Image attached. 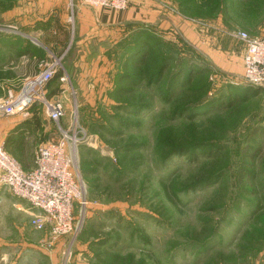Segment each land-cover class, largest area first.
Masks as SVG:
<instances>
[{"label":"rangeland","instance_id":"374dc122","mask_svg":"<svg viewBox=\"0 0 264 264\" xmlns=\"http://www.w3.org/2000/svg\"><path fill=\"white\" fill-rule=\"evenodd\" d=\"M77 1L81 3L70 5L66 43L51 46L64 38L48 32L34 36L42 44L30 49L42 61L40 72L53 61L61 63L60 72L68 67L61 125L73 122L72 134L84 140L74 170L83 180L87 205L75 204L74 231L55 241L50 225L37 230L31 211L0 199V264H264V90L229 109L231 95L241 98V93L256 88L244 74L224 72L218 59L222 53L234 69L241 52L244 68L245 45L235 33L264 39V0H133L151 13L141 21L142 40L147 35L155 40L148 43L153 42L146 69L123 68L142 76L137 91L123 96L118 85L133 84L117 78L128 61L124 53L133 46L129 43L134 33L109 46L103 60L97 62L93 52L91 67L75 68L80 55L74 44ZM26 6L31 20L40 14L37 0H0V35L34 32L13 16ZM166 60L169 72L180 65H198L207 68V78H198L189 89L179 85L168 102L167 79L149 86L147 78L149 67L156 70ZM4 74L3 98L20 92L27 82L7 85ZM135 102L147 108L139 115L119 110ZM197 103L205 104V111L172 119L177 107ZM41 107L32 108L39 112ZM121 119L137 127H122ZM54 130L48 137L38 135V142L33 135H23L21 141L14 139L15 147L33 160L40 143L61 139L55 123ZM251 142L260 149L255 174L239 182L242 168L251 161L246 156ZM198 143L215 149L168 157L175 147Z\"/></svg>","mask_w":264,"mask_h":264},{"label":"built area","instance_id":"2783aa9c","mask_svg":"<svg viewBox=\"0 0 264 264\" xmlns=\"http://www.w3.org/2000/svg\"><path fill=\"white\" fill-rule=\"evenodd\" d=\"M84 6L97 9L123 11L129 0H80ZM245 45L244 79L252 86L264 89V39L251 37L246 32L235 33ZM59 61L47 65L44 71L28 78L20 92L9 97L0 96V120L18 113L29 115L35 104H42L51 121L57 124L60 140L46 142L37 147L35 166L27 172L0 141V184L7 186L12 193L27 201L37 212L33 225L43 230L50 225L52 238L71 234L74 231L75 204L81 208L87 205L84 183L75 173L79 146L83 138L72 134L73 122L63 127L66 117L65 106L60 100L47 98L48 86L61 69ZM61 82L68 83L63 75ZM77 174V175H76Z\"/></svg>","mask_w":264,"mask_h":264},{"label":"crops","instance_id":"0c3cea01","mask_svg":"<svg viewBox=\"0 0 264 264\" xmlns=\"http://www.w3.org/2000/svg\"><path fill=\"white\" fill-rule=\"evenodd\" d=\"M74 1L75 0H37V9L40 14H35L33 20H31V12H29L28 6L23 7L21 11L13 14L23 28H32L34 32L24 33V35L21 36L0 35V39H4L0 41V73L5 72L4 77H2L3 83L14 85L15 83L24 81L26 78L34 77L40 73V62L42 61L37 60L38 55L33 52L34 50L31 51L30 49V45L38 46L37 43L42 44L39 39L35 37L40 38L48 34V32H51L53 35H60L61 39L64 38L63 42L62 40L61 42H57L56 40L52 44L50 43L51 46H61L66 43L64 42L66 40L65 38L69 39V26L66 25L70 19L68 13L70 12V5H73ZM76 7V13L74 15L76 18L74 19L76 20L74 44L79 46L78 54L80 55L78 65L74 63L75 68L91 67L89 62L91 61L90 56L93 52L97 55V62L103 60V53H107L108 49L111 48L115 42L119 40L121 42L123 41L121 40L122 35L125 37L126 35H130L131 32L133 34L139 30L142 25L141 21H146L145 17H147V14L151 15V13H145L143 8L133 0L129 3L127 9L123 11L97 9L96 7L91 8L83 6L80 2L77 3ZM35 23L37 25H35ZM37 27H40V29L38 28L39 30L35 31ZM41 28L44 29L42 30ZM73 50L75 51V48ZM218 55L219 62H221V66H223L220 67L224 72L231 73V71H233L235 74L243 76V53L240 52L239 66L237 64L234 69L231 67L230 62L225 60L226 58H224L222 53ZM70 64L72 66V63L69 62L68 65L70 66ZM93 67L94 70L99 72L98 68L95 66ZM62 74L68 77L69 83L70 75L68 67H63ZM100 76L101 75L98 76L97 80L100 79ZM84 77H90V74L84 75ZM232 85L238 84L233 81ZM64 86L67 85H60L61 89H64ZM48 93L49 95L51 93V88L49 89V87ZM51 98L61 101L62 98H66V90L64 89L63 91L57 92ZM38 109L41 111L37 112V109L32 108L28 116L24 113H18L0 120V141L5 143L6 150L17 159L27 172L33 170L35 166V154L33 160L23 156L24 149L15 147L14 139L21 141L23 135L27 134L29 137L31 135L35 136L36 142H38V135L42 134L48 137L52 135L53 131L55 132L54 122L49 119L45 108L41 107ZM25 138H27V136ZM0 199L1 201H10L20 209L24 210L26 208L29 210L28 212L31 211L32 215L37 212L35 209L31 210V206L27 201L15 196L7 186L2 184H0Z\"/></svg>","mask_w":264,"mask_h":264},{"label":"trees","instance_id":"16d2710c","mask_svg":"<svg viewBox=\"0 0 264 264\" xmlns=\"http://www.w3.org/2000/svg\"><path fill=\"white\" fill-rule=\"evenodd\" d=\"M141 33L142 32L140 30H137L136 32H134V34H133L134 37H132V40L130 41L131 44L129 43V45H133V46H130L128 48V50L125 51L126 53H124V57H127L128 61L125 64H122V66L124 65L122 67V69L123 68L124 69L126 68L125 70H134L135 69V71H136V70H138V68L139 69H146V67L149 66L150 60H149L148 54H150L149 53L150 48H151L155 38L148 37V35H147V38L145 40H142L143 36ZM143 34L146 35V33H143ZM152 40H153V42L151 44H148ZM143 41H144V44L142 43ZM147 46H148V48H147ZM167 62H168L167 60L162 62L160 64L159 68H156V70L150 69V67H149V69L147 68L148 70H150L149 71L150 75L147 76V78H148V85L149 86H155V85L158 86L159 84H161L163 82L164 79H167L166 83H165L166 88L164 89V91H165L164 97H165V100L168 102H169V100H172L173 95L175 94L176 89L179 85L187 86V89H189L190 87L192 88L196 84L195 81L198 78H207L208 70L206 68V70H207V72H206V70L201 68L203 66L199 67L197 65V67H193V66L190 67V65H188L186 69H181V65H180V66H177L173 71L169 72V70L171 68L168 66ZM130 67H133L134 69H129ZM123 70L121 72H119L117 81L119 80L121 82L125 81V83L126 82L131 83V84H133V88L119 84L118 85L119 96H123L122 93H125V94L128 92L129 93H131V92L135 93L137 91V88L140 86V84H142V78H141L142 76L141 75H138V74L133 75V73H130V72L128 73L125 70L124 71ZM62 77H63V74L60 71L55 75V77L53 78V80L51 81V83L48 86L49 89L51 88V93L49 95V93L47 91V98L53 99L51 97L54 94H56L57 92L61 91L60 85L62 83L61 82ZM255 88L256 89H254V90H246L244 93L240 92L241 98H239V96H238V98H235L231 95L230 99L232 102L228 103L230 106L228 105L229 107L228 106L227 107L229 109H232L233 107H235V105H238V104L240 105L239 102L241 100L248 102V100H249L248 97L250 96V93H252L253 96H256L257 94H260V91L264 90V89L259 88V87H255ZM210 103L211 102H208L207 104H210ZM202 104L197 103V104H192V105L186 106V107H184V106L177 107V109H175V112L172 114V119H175L174 117H176L177 115L184 116L186 114H194V113L196 114L198 111H201L202 109H203L202 111H205V109H206L204 106L205 104H203V105ZM146 106L147 105H145L142 102H135V103H131V104L127 103V104H124V106H122V108H119V110L124 108L127 114L139 115L137 113L145 110L147 108ZM175 113H177V114H175ZM120 125L122 127H128V128L137 127V125H136V123H134V121H131V120L125 121L123 119L120 120ZM252 142L255 143L256 141L252 140ZM253 143L249 146L248 153L246 154L247 160L249 159L251 161L246 162L247 164H245V167H247V168H242L244 170H242L240 172V175L238 177L239 182H242L244 178L252 180L253 176L255 174V170H253V169L255 167V160H256L257 156L259 155L260 149L258 146H256ZM204 147H210V146H205L204 144L202 145V144L198 143V144H194L193 146H190V147H175V148H173L172 152L170 153V156H168V157H172V156L177 155V154L180 155L181 153H185V152L194 153L197 150L204 149ZM210 149H215V148L210 147L209 151H210ZM213 183H215V182H213ZM191 185L189 186V189H195V187L191 186ZM260 206H261V210L263 211L264 206L262 205V203L260 204Z\"/></svg>","mask_w":264,"mask_h":264}]
</instances>
